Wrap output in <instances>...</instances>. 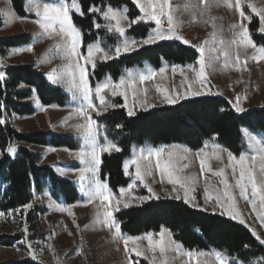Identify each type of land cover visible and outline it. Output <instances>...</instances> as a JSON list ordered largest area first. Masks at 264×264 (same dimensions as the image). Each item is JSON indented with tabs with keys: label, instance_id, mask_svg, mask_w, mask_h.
Segmentation results:
<instances>
[{
	"label": "rangeland",
	"instance_id": "374dc122",
	"mask_svg": "<svg viewBox=\"0 0 264 264\" xmlns=\"http://www.w3.org/2000/svg\"><path fill=\"white\" fill-rule=\"evenodd\" d=\"M130 1L133 3V0ZM60 2L61 0L55 2L40 1L41 4H58ZM64 2L67 3L65 0ZM142 2H144V0H142ZM235 2L236 0H231L233 7L229 8L223 5L217 6L216 0H205L204 4H200L199 0H170L176 25L174 29L175 34L183 37L184 40L190 43L185 44L182 40L175 38L163 39L157 40L151 44L138 43L135 46V50L123 53L118 58L104 60L100 58V54H97V57L94 58L95 67L93 68L91 64L87 65V69L92 72L93 78L96 77L95 70L97 63H107L118 60L122 56L133 53L138 49L163 42H178L192 48L198 54L197 61L193 65L170 66L164 64L161 67L165 69L163 73H160L161 68L155 70L150 65L145 64L142 68L124 70L116 81H112L108 75L104 76L96 87L109 81V79L112 83L118 84L121 79L128 78L129 72H131L133 76L155 73L151 80H147L143 84L137 81L134 89L121 87L117 90V95L112 94L113 90L111 88L102 91L100 95L108 104L115 105V107L101 105L99 99L96 98L95 87L92 91V101L95 108L100 110L99 113L95 110L97 115L115 109L117 107L116 100L121 102L120 105L127 115L132 116L138 111H148L175 105L177 103L180 104L184 101L200 98L205 95H212L225 99L230 103L233 111L238 114L251 108L264 107V59H253L254 56H259L257 49L261 47L244 48L240 46L239 49H237V46L233 45L231 48V58L228 60L227 66H225L224 63V56L219 55L218 51L210 52L208 50L209 47L219 48L220 39L226 42L231 41L233 39V33L242 31L241 25L247 28L253 17L258 19V34L264 36V32L260 31V15L257 14L261 10H264V0H241V11L245 13L246 18H242L240 13L236 11ZM31 4L32 0H25V11L27 16L25 18H20L14 14L9 0H0V13H8L7 16L0 14V19L3 23L0 30V37L27 35L32 39L27 45L10 50L6 58H0V68L13 65H31L34 70L44 72L48 83L62 90L68 96L69 102L63 108L55 106L42 107L36 97H32L30 101L35 108V113L29 117L15 119L14 125L20 132L26 134L43 132L46 134L73 136L79 140L80 146L76 151L65 148L30 147L32 151L40 155L42 164L51 166L59 178L68 179L76 185L79 199L73 205H66L63 202L53 201L46 193L42 197H34L33 205L46 209V214L38 217L37 227L34 233L28 231L27 227L24 225V221L19 219L20 216L18 212H0V214H2L0 215V239H6L15 235L21 236V240L10 248H5L0 244V264H11L22 259H28L39 264H132L131 255L146 260L148 264H152L155 258L157 264H159L161 259L159 251L157 250L155 253L148 252L147 239L135 240V243H133L134 238L147 237L148 234L128 237L122 236L119 230L117 239L113 241V235L116 233V227H118V224L113 220V213L125 211L130 207L140 206L145 202L155 200L168 199L181 201L194 210L208 214H218L245 227L255 239L256 236L252 234L250 229H254L257 235L264 239V225L261 224V220L264 219V213L258 218L257 212L260 211L258 198L257 211L254 212L250 203L252 199L250 186L248 188V200L242 198L239 195V189L235 188V179L239 178V156L241 154H246L248 156L253 154L252 150L249 148L248 136H255L258 139L264 140V135L262 133H251L246 130L242 133L244 149L238 157L234 156L236 158L233 162L236 166L235 178L233 177V169L228 161L229 152L218 144L215 139L206 141L200 150L192 151L189 149L187 153H182V150L186 147L181 145H176L178 147L175 149L170 147L172 145L158 147H152L150 145L132 146L129 157L123 162V172L128 179V185L122 188L125 190L124 193H121L120 189L117 194H114L108 188L112 198L104 202L105 207L112 211L111 220L114 222V226H103V209H99L101 215L98 218L96 216L100 201L96 200L89 204V198L85 195V189L89 185V179L92 177V173L82 171L85 169L86 164L82 163L77 156V153L82 150L81 145L83 144V140L81 139L80 133L77 132L73 126L77 123L84 122V120L77 117L73 113V109L81 107L84 102L82 99H77L73 91L69 90V82L72 77L68 76L65 72L68 61L63 58V50L57 49L56 47L61 41L60 36L56 33H53L51 36L43 34L42 29L35 23L38 19L35 10H27ZM133 4L139 16H141L142 13H140L136 4ZM185 4L196 5L197 8L195 10L191 8L185 10ZM250 4L257 9V12L252 11V8L249 7ZM200 9L203 10V14L199 11ZM114 10L121 11L123 9ZM71 13L75 12L70 10V14ZM100 17L102 20L101 27L106 34L115 37V43L112 48L113 52L117 44L122 43L125 39L142 42L154 29H159L165 33L168 32L167 19L166 17H162V23L159 26L150 19L146 22L140 21L139 23L132 24L130 27L128 26L129 22L125 21L123 25L126 29L125 36L119 37L107 31L105 25L108 22L105 21L101 14ZM233 24L237 25V28L232 29L230 26ZM140 25L151 26L146 38L137 40L127 35V32L131 28ZM213 33L216 35V40L213 41L211 45L205 44V60L207 62L209 56H219V59L216 60L211 67L205 68L204 84L194 82L196 73L190 71V69L195 68L198 72L200 68L198 60L201 54L197 51V47L200 46L202 42L212 41ZM97 43L104 49L103 41L98 40L92 45H96ZM29 47L31 51L22 50ZM14 50L22 51L17 52ZM104 50L106 51V49ZM87 51L85 55H87ZM237 51H239L240 64L236 63ZM73 63H75V59ZM80 63L83 64L84 62L80 61ZM76 80L78 82V73ZM189 85H191V91H200L203 89L205 94L189 95ZM119 93H125L126 96ZM165 96L171 97L175 102L168 103L164 98ZM237 96L240 97L239 106L244 109L243 112L236 111ZM129 111L133 114L129 115ZM70 116H72L71 119H69ZM94 126H97L96 123ZM245 133H247L248 136H246ZM97 139L101 144L105 141V134L101 127H99ZM206 143L208 145L207 147H205ZM213 143L219 145V148L216 150V154L220 157L219 159H216L212 155ZM150 149H163L159 157L161 166L169 160V152L177 154L182 153L187 157L179 161L178 166L188 164V167L182 171L176 172L175 175L179 176L181 179L184 177L192 178V182L186 185L188 188V203L185 202L183 188L178 184L173 185L168 183L167 175H165L162 180L160 171L156 168L157 157L154 154L147 160L139 159L142 152L147 156L148 150ZM198 152L201 153L200 156H197ZM133 159H136L137 163L141 165L142 172L146 165L149 166L151 175H145L143 183H141L135 175V164L129 163L128 174L125 173L124 164ZM172 159L175 161V156H173ZM200 159L205 160L203 174ZM256 163L258 165L259 160H257ZM220 169L224 170L223 177L213 175L214 172ZM254 171L259 178V167L257 166ZM98 172L99 166L95 177L96 179H99ZM82 175L84 179H81ZM222 179L226 180L230 185L229 192L235 198L234 206L240 218L245 221L243 224L227 214L229 205L225 198H223L224 185L221 183ZM129 185H131V188ZM145 185H147V187ZM149 188H151V192ZM206 189L207 192L205 191ZM177 196L180 198L177 199ZM208 196H211L212 199L209 200L207 198ZM218 196L220 197L219 204H217ZM141 197H145L146 199L141 200ZM117 200H119V203H117ZM124 203H128L129 207L125 208ZM60 208L64 210L61 211L59 210ZM117 208L119 210H116ZM69 212H71L72 215H69ZM97 219H99V223L96 222ZM25 228L27 229L26 232ZM162 229L164 228H161L157 233H150L153 242L160 239L159 234ZM166 233L169 232L166 230ZM119 237L128 238L127 253L125 252V245ZM29 246L31 248V254ZM262 246L264 247V245ZM137 247L145 250L146 254L144 256H136L132 250ZM183 251L197 253L184 249ZM206 253L219 252L210 251ZM219 254L223 258L224 264H240L238 261L222 253ZM33 255L36 256L35 260L32 258ZM199 259L203 261L208 258L202 257ZM167 260L168 264H197L195 258L190 262L187 256L178 257L174 251L167 253ZM256 264H264V262H258Z\"/></svg>",
	"mask_w": 264,
	"mask_h": 264
},
{
	"label": "trees",
	"instance_id": "16d2710c",
	"mask_svg": "<svg viewBox=\"0 0 264 264\" xmlns=\"http://www.w3.org/2000/svg\"><path fill=\"white\" fill-rule=\"evenodd\" d=\"M55 2L57 0H40ZM70 3L71 0H65ZM84 15L71 13L74 25L81 32L82 54L98 40L103 47L112 49L115 37L106 34L102 27L100 13L89 9H127L129 20L139 16L130 0H78ZM14 14L20 18L27 16L25 0H9ZM0 19V30L2 28ZM151 26L140 25L131 28L127 35L140 40L148 36ZM250 39L257 47L264 48V36L258 34L257 18H251L248 26ZM114 37V38H113ZM30 36L20 35L0 37V58H6L12 49L27 45ZM198 54L192 48L178 42H163L145 47L122 56L118 60L97 63L95 75L88 70V83L92 91L108 75L112 81L118 80L124 70L142 68L145 64L155 70L164 64L170 66L193 65ZM0 212H18L28 231L34 233L39 216L46 209L33 205L34 197L45 193L55 202L66 205L75 204L78 199L76 185L59 178L49 165L42 164L41 157L30 147L79 149V140L73 136H62L38 132L26 134L14 125L17 118L29 117L35 113L31 98L36 97L41 106L65 107L68 96L58 87L46 80L43 72L31 65H13L0 68ZM116 100V108L104 114L89 109L88 114L105 137L120 151L102 153L99 165V179L107 184L114 194L128 185L123 172V162L130 155L132 146L150 145L152 147L181 145L192 151L200 150L208 140L215 139L233 156L238 157L243 149L242 131L264 135V107L251 108L241 114L235 113L228 101L219 97L204 96L184 101L175 106H167L148 111H138L128 116ZM14 146L15 154L7 152L8 145ZM30 206V207H25ZM122 236L137 237L157 233L166 229L172 239L186 251H216L238 261L240 264L264 262V247L242 225L218 214H208L194 210L181 201L155 200L125 211L113 213ZM38 238V236H37ZM21 240L20 235L0 239V244L10 248ZM245 245H248L245 248ZM132 264H148L144 259L130 256ZM11 264H39L28 259Z\"/></svg>",
	"mask_w": 264,
	"mask_h": 264
},
{
	"label": "snow or ice",
	"instance_id": "6c2138e0",
	"mask_svg": "<svg viewBox=\"0 0 264 264\" xmlns=\"http://www.w3.org/2000/svg\"><path fill=\"white\" fill-rule=\"evenodd\" d=\"M200 4H204L205 0H199ZM133 3L136 4L137 8L139 9L140 13H142L141 16H138L136 18H133L129 20L128 16L126 15L127 9H123L121 11H117L112 9L111 7L107 9H98L96 7H92L89 9V12L91 13H100L106 23L105 27L108 32L113 33L115 35H118L119 37H124L126 29L123 26L125 21H128V26L130 27L132 24L139 23L140 21H148L149 19L154 21L156 25H161L162 23V17H166L167 24H168V32L165 33L163 31H160L159 29H154L149 36L144 39L142 42H137L135 40H128L125 39L122 43L117 44V46L114 49V52L112 49H108L105 51L99 46V43L96 45H90L88 47L87 55H84L82 53L78 52V46L81 45V32L79 29H77L74 25L73 19L70 16V10L74 11L76 14L83 16L84 12L81 8V5L79 4L78 0H71V3H65L64 0H61L58 4H51V3H40V0H32L31 6L27 10H35V14L38 17V19L35 21L37 25L42 29L43 34L47 36H51L53 33H56L60 36L61 41L56 45L57 49L63 50V58H65L68 61V64L66 66L65 72L68 76L72 77L70 83V91H73L74 96L77 99H82L84 104L79 107L73 109V113L84 120L82 123H77L73 127L76 129L77 132L80 133L81 139L83 140V144L81 145V151L77 153L78 158L81 160L82 163L86 164L85 169L82 171H87L92 173V177L89 179V185L85 189V195L88 196V203L91 204L96 200L100 201V205L98 207V210L96 212L97 218L101 215V212L99 209H103V226L105 227H111L114 226V222L111 220L112 217V211L105 207L104 202L108 201L112 198L111 193L108 189L107 184L102 183L99 179H96V173L98 170V166L102 163L101 161V155L102 153L111 151H120V149L112 144L111 142L107 141V138L105 137V141L103 144H101L98 139V131L99 126H94L95 122L91 118V116L88 115L89 109H94L99 113V109L95 108V105L92 101V89L89 88L88 85V69L87 65L91 64L93 68L95 67V59L97 57V54H100V58H103L104 60L112 59V58H118L121 54L127 53L129 51L135 50V46L138 43L142 44H151L156 42L157 40H163V39H179L182 40L183 43L188 44L190 43L187 40H184L183 37L175 34V21H174V15L173 11L170 5V0H133ZM217 6L223 5L229 8H232L233 5L231 3V0H216ZM250 8H252L253 12H257V9L253 7L251 4L249 5ZM185 10L188 9H196V5L192 4H185L184 5ZM167 9V11H166ZM235 9L237 12L240 13V16L242 18L245 17V13L241 11V0H236L235 2ZM201 14H203V10H199ZM5 16L8 15V13H0ZM261 19V28L260 31L264 32V10H261L259 13ZM94 25L96 28H100L101 25L98 23H95ZM232 29L237 28V25L233 24L230 26ZM242 28V31L240 32H234L233 33V39L231 41H224L223 39L219 40V48L216 47H209L210 52H219V55L225 57V66H227L228 60L231 58V48L233 45L237 46V49H239L240 46H243L244 48L247 47H253L254 45L253 41L249 37L248 29L244 26H240ZM216 40L215 33L212 34V41H205L202 42L200 46L197 47V51L200 52L201 56L198 60V63L200 64L199 71L195 68L190 69V71L196 73V79L194 82H199L201 84L205 83L204 77H205V68L211 67L213 63L219 59V56H209L207 59V62L205 60V44L211 45L213 41ZM31 51V48L22 49ZM22 50H14V51H22ZM257 52L259 53V56H254L253 59H264V48L257 49ZM75 59V63H73V60ZM80 61H83L84 63L81 64ZM240 56L239 51H237L236 54V63L240 64ZM246 63V61H245ZM165 71L164 68L160 69V73H163ZM78 73V82L76 80V76ZM155 73H149L146 75H139V76H133L131 72L128 73L127 79H121V81L117 83H112L109 79V81L100 84L96 87L95 93L96 98L99 99L101 105H105L107 107H115V105L108 104L106 100L100 95L102 91L105 89L111 88L113 90L112 94L117 95V90L121 87H126L127 89H134L137 81L140 84H143L147 80H151ZM3 77V73H0V78ZM159 91V89H158ZM121 95H125V93H119ZM189 95H202L205 94L203 92V89L200 91H191V85H189ZM165 100L168 103H174L175 101L169 97L165 96ZM239 100L240 97H236V111L237 112H243L244 109L239 106ZM129 115H132L133 113L129 111ZM72 116L69 117L71 119ZM5 121L0 120V123H4ZM246 136H248L247 133H245ZM249 139V148L252 150L253 154L251 156H248L246 154H241L239 156V178L235 179V188L239 189V195L244 198L245 200H248V188L250 186L251 188V206L254 212L257 211V198L259 200V209L260 211L257 212L258 218L261 216L262 213H264V140L258 139L255 136H248ZM207 143L205 144V147H207ZM171 148L175 149L178 146L172 145ZM213 148V156L216 159H219L220 157L216 154V150L219 148V145H216L215 143L212 144ZM7 152L9 154H15L17 149L12 146L11 144L7 147ZM163 149H157V150H148L147 156H145L142 152L139 159L147 160L150 156L153 154L157 157L156 162V168L160 171L161 178L165 177L167 175L168 183L173 185H179L181 188L184 189L185 193V202L188 203V188L186 187L187 184L192 182L191 177H184L181 179L179 176H176L175 173L182 171L183 169L188 167V164H182L178 166V162L181 160L186 159L187 157L183 155L182 153L189 152V149L184 148L182 150L181 154H177L174 152H169V160L161 166L159 157L162 153ZM202 151V150H201ZM200 152L197 153V156H200ZM173 156H175V161H173ZM236 160V158L233 156L231 152L228 153V161L229 165L233 169V177L235 178L236 173V166L233 163ZM257 160H259V164L257 165ZM129 163L136 165V177L143 183L145 175H151V171L149 169V166H145L144 171L141 170V165L137 163L136 159H133L130 162H126L124 164V170L125 173L128 174V168ZM200 165L203 170L205 168V160L200 159ZM259 167V178L255 174V168ZM251 169V170H250ZM213 175L218 177L224 176V170L220 169L219 171H216L213 173ZM81 179H84L83 175L81 176ZM221 183L224 185V192H223V198H225L226 202L229 205V210L227 214L236 220H239L241 224L245 223L243 219L240 218L239 213L236 211V208L234 206V196L229 192L230 185L226 182V180H221ZM147 187V185H145ZM131 188V185H129ZM175 190V188H174ZM124 189H121V193H124ZM149 191L151 192V188H149ZM207 192V189L205 190ZM180 197L177 196V199ZM209 200L212 199L211 196L207 197ZM141 200L146 199L145 197H141ZM220 197H217V204H219ZM117 203H119V200H117ZM30 207V206H25ZM124 207H129L128 203H124ZM59 210L63 211V208H60ZM116 210H119L118 208ZM2 215V214H0ZM69 215H72L71 212H69ZM99 223V219L96 221ZM261 224L264 225V219L261 220ZM252 231V234L256 236V239L259 241L261 245H264V239L260 238L254 229H250ZM27 229L25 228V232ZM119 234V228L116 227V233L113 235V241L117 239V235ZM160 239L158 241L153 242L152 235L148 234L147 237H137L133 239V243H135V240L139 239H147L148 240V252L155 253L157 250L160 254V262L159 264H168L167 260V253L170 251L176 252V255L179 256H187L189 258V261L191 262L194 258L197 261V264H224L223 258L219 253H206V252H184L182 249V246L177 244L174 240L171 239V234L166 233V230L162 229L160 234ZM122 242L125 245V252H128V238L119 237ZM23 242V241H22ZM248 245H245V248H247ZM29 251L31 254V248L29 246ZM136 256H144L145 250L137 247L132 250ZM207 257L206 260H200L199 258ZM32 258L35 260L36 256L33 255ZM152 264H157L156 259L154 258L152 261Z\"/></svg>",
	"mask_w": 264,
	"mask_h": 264
},
{
	"label": "crops",
	"instance_id": "0c3cea01",
	"mask_svg": "<svg viewBox=\"0 0 264 264\" xmlns=\"http://www.w3.org/2000/svg\"><path fill=\"white\" fill-rule=\"evenodd\" d=\"M30 41H32V39H31ZM80 46H81V45H80ZM80 46H78V49H77L79 53H81V52H80ZM43 73H44V72H43ZM44 74H45V73H44ZM205 96L216 97V96H212V95H205ZM202 97H204V96H202ZM177 104H179V103H177ZM177 104H175V105H177ZM175 105H170V106H175ZM42 107H43V106H42ZM143 111H147V110H143ZM247 132H248V131H247ZM242 133H243V131H242Z\"/></svg>",
	"mask_w": 264,
	"mask_h": 264
}]
</instances>
